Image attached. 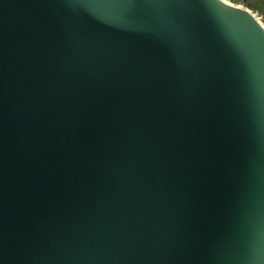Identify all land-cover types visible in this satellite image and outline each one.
I'll return each instance as SVG.
<instances>
[{"label":"water","instance_id":"water-1","mask_svg":"<svg viewBox=\"0 0 264 264\" xmlns=\"http://www.w3.org/2000/svg\"><path fill=\"white\" fill-rule=\"evenodd\" d=\"M0 264H264V28L0 0Z\"/></svg>","mask_w":264,"mask_h":264},{"label":"rangeland","instance_id":"rangeland-1","mask_svg":"<svg viewBox=\"0 0 264 264\" xmlns=\"http://www.w3.org/2000/svg\"><path fill=\"white\" fill-rule=\"evenodd\" d=\"M252 11L264 25V0H228Z\"/></svg>","mask_w":264,"mask_h":264},{"label":"bare ground","instance_id":"bare-ground-1","mask_svg":"<svg viewBox=\"0 0 264 264\" xmlns=\"http://www.w3.org/2000/svg\"><path fill=\"white\" fill-rule=\"evenodd\" d=\"M219 1L222 4H224V5L228 6V7L234 8L237 11H240L242 13L247 14V16L249 17V19L253 20L258 25H260L262 28H264V25H263L262 21L252 11H250L249 9L244 8V7L240 6V5L233 4V3H231L228 0H219Z\"/></svg>","mask_w":264,"mask_h":264}]
</instances>
